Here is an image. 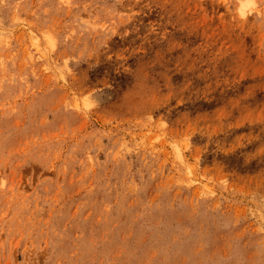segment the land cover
Listing matches in <instances>:
<instances>
[{
    "label": "rangeland",
    "instance_id": "374dc122",
    "mask_svg": "<svg viewBox=\"0 0 264 264\" xmlns=\"http://www.w3.org/2000/svg\"><path fill=\"white\" fill-rule=\"evenodd\" d=\"M0 264H264V0H0Z\"/></svg>",
    "mask_w": 264,
    "mask_h": 264
}]
</instances>
